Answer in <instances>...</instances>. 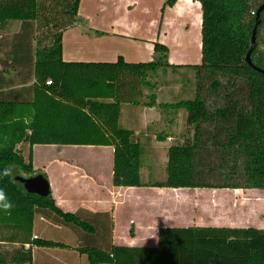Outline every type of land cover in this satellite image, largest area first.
<instances>
[{
	"label": "trees",
	"instance_id": "trees-1",
	"mask_svg": "<svg viewBox=\"0 0 264 264\" xmlns=\"http://www.w3.org/2000/svg\"><path fill=\"white\" fill-rule=\"evenodd\" d=\"M176 1L165 0L164 6ZM194 1L201 8V60L173 66L168 48L158 42L146 62L121 56L114 62L64 61L62 34L78 20L80 0H0V30L10 21L20 23L9 39L0 35V48L12 57L5 61L10 66L25 59V73L34 77L32 101L0 99V189L13 205L0 210V242L16 245L10 251L0 247V264H32V245L69 246L34 238L36 216L84 230L80 236L87 244L77 251L88 264H264V228L161 226L155 245L115 244L109 213L64 211L50 187L46 195L29 193L17 178L42 175L48 181L33 167L34 144L95 145L113 148L114 186L149 185L140 175L142 146L119 124L122 104H130L168 115L184 110L192 131L168 147L165 178L153 186L264 189V73L257 69L264 70V9L250 53L253 65L246 61L264 0ZM41 27L45 35H37ZM183 66L194 71L195 97L157 103V74ZM22 142L29 145L27 160L17 148Z\"/></svg>",
	"mask_w": 264,
	"mask_h": 264
},
{
	"label": "crops",
	"instance_id": "crops-1",
	"mask_svg": "<svg viewBox=\"0 0 264 264\" xmlns=\"http://www.w3.org/2000/svg\"><path fill=\"white\" fill-rule=\"evenodd\" d=\"M164 3L165 0H80L77 10L78 20L62 34V59L114 62L121 56L127 62H146L152 60L153 46L158 42L168 48L167 61L170 65L200 63V3L194 0H177L172 6H164ZM6 52L5 48H0V99L32 101L34 77L25 73L27 69L24 68L25 64H22L25 59H16V63L9 66L7 62L9 63L12 57ZM30 70L32 72L31 66ZM156 102L169 101L160 100L157 95ZM178 114L185 116L182 110ZM170 118L172 117L158 107L122 104L119 124L133 131V137L140 142L144 152V149L167 145L170 141L169 134L175 133L171 127H175L177 123L175 118L169 122ZM159 137L165 138L159 140ZM40 145H45L43 147L54 145L34 144L32 164L35 169L44 171L47 177V167L55 166V181L48 177L55 203L68 212L81 209L90 213H109L112 219V243L122 244L116 239L118 232L121 233L124 228L126 230L122 233L123 236L137 239L138 234L143 231L145 237L150 235L154 238L153 245H155L157 230L161 226H229L217 222L206 224L177 215V211H173L174 207L184 205L186 199L194 197L183 192L184 189L189 188L114 186L111 146L92 145L90 148L97 149V155L93 159L81 160L70 158L66 154H58L52 155L51 160L47 161L43 155L39 156L37 153ZM61 146L67 148L66 145ZM28 148V143L23 142L22 155L25 160H27ZM148 166L149 169L142 161L140 175L145 182L150 181L152 175V165ZM237 190L239 189H233V191ZM203 204L212 205L211 201ZM97 219L101 220V217ZM49 226L57 228L40 216L35 218L33 235L53 239L47 236L50 232ZM257 227L264 228V225ZM130 228L133 231L132 235L129 234ZM87 238L92 241L91 236ZM101 238L103 240L104 236L102 235ZM56 241L69 246L32 245V264H88L86 254L77 251L79 244L66 240L64 242L63 238ZM139 244L140 242L122 245ZM26 247L28 244H25Z\"/></svg>",
	"mask_w": 264,
	"mask_h": 264
},
{
	"label": "rangeland",
	"instance_id": "rangeland-1",
	"mask_svg": "<svg viewBox=\"0 0 264 264\" xmlns=\"http://www.w3.org/2000/svg\"><path fill=\"white\" fill-rule=\"evenodd\" d=\"M19 27V21H10L4 29L0 30V35H2L1 39H4L5 37L6 39H9L7 37H10V35L16 32V30L18 31ZM47 32L48 30L45 27H41L36 33L37 35H45ZM155 79L158 83L156 93L160 100L175 102L181 99H193L195 97L196 81L194 71L190 68L176 67L175 69H167L164 73L159 72ZM178 113L179 111L175 114L177 116L169 114V116L172 117L169 122H172L175 118L177 123L175 127H171L175 133L172 132L169 134L170 141L167 143L168 147L175 142L181 143L184 140L183 134H189V136L192 134V131L190 132L186 126L185 116ZM167 145L153 147L154 149H144L142 161L146 164L147 169H149L148 165H152V175L150 176L152 181H144L145 183H149V185L146 186L161 188L153 186L152 183L162 180L165 177L164 166L167 161ZM43 146L45 145L39 146L37 153L39 156L43 155L47 161L51 160L50 158H52V155L57 156L58 154H66L70 158L81 160L93 159V157L97 155V149L90 148L92 145L83 147L81 145H66L67 148H62L63 146L61 145H54L53 147L49 145H46V147ZM22 147L23 142L17 146L21 151ZM46 170L49 179L55 181V166H48ZM12 173L14 174L16 172L12 170ZM143 178H145V176H143ZM183 192H187L194 197H189L186 199L184 205L174 207L173 211H177V215L179 216L188 217V220L193 218L196 221L206 224L217 222L235 227H257L261 224L264 225V189L252 188L233 191V189L230 188H189L184 189ZM197 195H200L201 198ZM210 201L212 205L203 204ZM38 217L39 216H36V218ZM54 225L57 228H54L53 226H49L48 228L51 233L49 232L47 236L50 238L55 240L63 238L64 242L66 240L79 245L87 244L81 239L80 234L85 232L81 228L72 227L62 222L57 224L54 223ZM125 230L126 228H124L121 233L118 232V239H116L117 242L122 244L140 242V244L145 245H153L155 243L154 238L150 235L145 237L143 231L138 234L137 239H132L130 236H123L122 233ZM143 240L145 241L143 242ZM0 247L4 250L10 251L14 249L16 245L0 243Z\"/></svg>",
	"mask_w": 264,
	"mask_h": 264
},
{
	"label": "water",
	"instance_id": "water-1",
	"mask_svg": "<svg viewBox=\"0 0 264 264\" xmlns=\"http://www.w3.org/2000/svg\"><path fill=\"white\" fill-rule=\"evenodd\" d=\"M263 9H264V3H262L259 6V8L257 9L256 22H255L254 28L252 30V35H251V45H250V48L246 54V61L250 65H253L251 62V59H250V53L255 46V35H256L257 26L259 23V19H258L259 13ZM257 69L264 73V70H261L259 68H257ZM17 178L22 183L24 189L29 193H37L39 195H46L47 192L49 191V182L45 178H43L42 175H35V176H31V177L18 176Z\"/></svg>",
	"mask_w": 264,
	"mask_h": 264
},
{
	"label": "clouds",
	"instance_id": "clouds-1",
	"mask_svg": "<svg viewBox=\"0 0 264 264\" xmlns=\"http://www.w3.org/2000/svg\"><path fill=\"white\" fill-rule=\"evenodd\" d=\"M7 174V173H5ZM13 207L12 203L8 199L6 193L3 189H0V210H3L5 212L10 211V209Z\"/></svg>",
	"mask_w": 264,
	"mask_h": 264
},
{
	"label": "built area",
	"instance_id": "built-area-1",
	"mask_svg": "<svg viewBox=\"0 0 264 264\" xmlns=\"http://www.w3.org/2000/svg\"><path fill=\"white\" fill-rule=\"evenodd\" d=\"M50 83H51V80L48 79V80L46 81V84H50ZM33 237L36 238V235H33Z\"/></svg>",
	"mask_w": 264,
	"mask_h": 264
}]
</instances>
